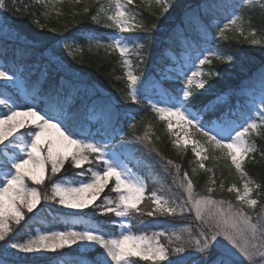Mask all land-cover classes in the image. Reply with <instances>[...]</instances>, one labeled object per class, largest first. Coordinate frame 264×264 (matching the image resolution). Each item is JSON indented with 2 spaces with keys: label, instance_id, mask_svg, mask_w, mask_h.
<instances>
[{
  "label": "trees",
  "instance_id": "1",
  "mask_svg": "<svg viewBox=\"0 0 264 264\" xmlns=\"http://www.w3.org/2000/svg\"><path fill=\"white\" fill-rule=\"evenodd\" d=\"M166 2L167 5L153 7L139 4L132 6L134 13H139L135 23L144 27L132 34L123 33L130 48L128 54L131 63L126 67L116 50L104 46L110 41L114 30L98 15V0H91L84 7L82 2L61 0L58 5L62 11L58 14L48 13L44 1L3 0V8L0 9V25H3L0 30V64L16 72L23 90L0 85V92L11 97L21 107L27 103L24 98H30L37 103L39 109L44 106L46 97L55 95L53 87L61 78L67 81L81 77L95 86L97 95L86 97L81 92L75 97L71 111L76 114V125L83 129L85 136L91 133L92 136L110 140L114 147L122 148V156L146 177L149 198L152 192H158L173 206L176 202L184 204L188 198L187 180H190L193 184V196L211 195L217 201L238 206L236 192L228 189L232 185L242 186L247 179L257 185V205L252 210L257 215L264 205V124L256 134L253 133L250 142L255 150L246 155L241 170L224 159L219 160L210 170L196 165L191 149L181 151L174 145L166 121L159 117L146 97L157 94L177 96L179 80L172 75L164 78L161 76L168 65H182L184 56L192 63H199L197 56L201 52H216L221 56L231 54L234 59H214L206 65L216 69L219 76L213 81V88L210 90L191 88L195 95L190 104L197 110L201 111L204 104L222 93L227 94L232 108L240 101L238 89L264 92V0ZM164 7H168L166 12ZM85 8L88 9L87 12L84 11ZM234 13H239L244 28L252 31V36L258 43L253 44L245 38L226 37L218 32L216 21L224 22ZM144 29L151 30L150 38L145 39ZM60 40H65V45L57 43ZM145 53L146 58L141 62L140 57ZM51 57L59 59L65 71H54L49 65ZM45 68L48 69L46 76L43 75ZM126 70L138 77L136 88L141 97L139 103H132L130 100ZM101 98L112 100L118 105L120 112L119 121H114V127L119 131L112 133V129H108L110 135H105L107 126L103 118L90 108L93 99ZM240 102V109L237 108L236 113L241 111L244 120L251 111ZM224 111L225 108H218L215 115ZM212 115L207 113L206 117L210 118ZM130 124L135 126L130 127ZM80 172L88 171L65 162L60 173L53 176L48 170L45 181L37 186L42 193L51 195L53 183L64 182ZM185 173L187 180L183 179ZM111 185L110 181L98 200L108 194ZM208 188L213 189L211 194L208 193ZM96 210L88 208L84 212L73 213L51 200H42L33 213L25 210L23 228L12 225L13 239L23 241L38 229L50 231L54 228L71 227L78 230L95 227L109 237L115 235L118 226L111 223L115 216L110 213L101 215ZM149 212L146 207L145 211L131 214L133 230L137 233L162 232L161 241L169 249L178 246L169 244L173 231L177 230L178 235L185 239L190 236L195 238L199 231L200 220L186 209L183 212L177 210L171 215H148ZM96 253L93 250H65L47 256L18 259L0 254V261L3 264H97L99 259ZM175 255L177 254L169 251L170 259Z\"/></svg>",
  "mask_w": 264,
  "mask_h": 264
},
{
  "label": "snow or ice",
  "instance_id": "2",
  "mask_svg": "<svg viewBox=\"0 0 264 264\" xmlns=\"http://www.w3.org/2000/svg\"><path fill=\"white\" fill-rule=\"evenodd\" d=\"M131 3L132 0H124L123 3L121 0H116L114 13L107 17L112 23L107 26L127 34L143 29L142 24L134 23L139 13L125 8V4ZM2 8L3 0H0V9ZM167 10L168 7H164V11ZM84 11L87 12L88 9L85 8ZM93 19L95 20L96 17ZM236 23L237 17L232 15L229 23L219 29L220 33L222 34L229 24L236 25ZM2 27L3 25H0V30ZM144 31L145 39L150 38L151 30L144 29ZM252 43H258V41L253 40ZM112 46L119 50L121 56L130 52L122 40H117L114 45H110ZM211 54L221 60L234 59L231 54L225 56ZM146 55L145 53L140 57L141 62ZM207 59V56L201 59L200 65H203ZM130 63L129 60H124L126 67H129ZM49 65L56 72L65 71L62 62L54 57L49 58ZM47 71L48 69L45 68L43 75L46 76ZM200 75L199 72L186 75L182 85V97L170 98L171 106L157 108V111L168 120L169 128L173 127L172 118H176L178 123L195 126L209 142H214L216 147L226 148L231 163L237 170H241L245 156L255 150L254 147L246 145L244 136L249 131V127L254 129L256 125L255 123L250 126L240 125L241 130L237 131L233 119L230 118L232 115L230 112L215 115L217 105L224 94H220L202 106V112L213 114L208 121H204L201 111L190 106L191 99L195 95L191 92V86L194 79ZM0 79L14 82L17 74L0 64ZM127 81L131 102H141L136 88L138 77L132 71H128ZM196 86L203 89L205 81L198 80ZM53 91L55 95L46 97L44 106L39 110L34 102L30 105L25 103L23 107L27 110L20 111L18 109L21 105L11 97L0 99V105L9 104L12 101L7 110L0 108V244L5 250L39 254L55 252L58 249L79 244L99 247L103 250L101 255L104 259L97 264H140V261L151 262V264H162V262L163 264H240L237 259L238 254L247 264H264V217L257 218L253 223L243 207L228 204L225 208L224 201H217L211 195L194 198L193 184L187 180V173L183 178L187 180L188 191V198L184 204L190 203L195 209V215L200 220L199 231L195 238L190 236L187 239L173 233V236L169 237V244H178V246L171 249L157 239L162 233H155L152 237H148L124 231L117 237H109L95 227H86L82 231L71 228L66 231H44L23 242L14 240L12 225L23 228L25 210L33 213L42 200L56 201L67 209L82 211L96 208L101 215L115 213L117 217H124L133 210L139 211L138 205L144 198V184L131 175L118 154L110 153L107 143H101L91 133L85 136L83 129L76 125V114L71 111L72 103L81 92L86 97L96 96L95 86L81 77H74L67 81L61 78L59 83L54 85ZM90 108L98 112L105 121L107 126L105 135H110L108 129H112V133L119 131L114 127V121H119L120 112L118 105L112 100L93 99ZM258 110H264V97H261ZM132 119L134 120V117ZM21 130L24 131L21 132ZM144 139L147 140V137ZM179 142V140L176 141L177 144ZM192 150L197 157H201L204 151L198 144ZM90 155H95L102 167L97 170L89 169V177L76 185L53 183L51 195H48L46 192L39 191L37 187H29L27 184V181H31L34 185H41L45 181L49 167L51 175L55 176L64 168L65 162L75 168H82L86 162H89ZM203 166V164L200 165V167ZM80 174L83 175V173ZM113 178L114 191L118 194V199L113 201L105 197L103 204H96L105 186ZM250 183L252 182H245L243 194L237 191L236 199L242 205H257V200L248 198L252 191L249 187ZM234 188L235 186L228 191L231 192ZM207 191L211 194L213 189L208 188ZM150 198L157 205L156 212L171 215L177 212V208L181 212L184 211V204L173 206L156 193H152ZM148 215H154V212H149ZM258 240L260 243H257ZM169 251L177 255L170 259ZM0 264L3 262L0 261Z\"/></svg>",
  "mask_w": 264,
  "mask_h": 264
},
{
  "label": "rangeland",
  "instance_id": "3",
  "mask_svg": "<svg viewBox=\"0 0 264 264\" xmlns=\"http://www.w3.org/2000/svg\"><path fill=\"white\" fill-rule=\"evenodd\" d=\"M38 1H44L46 3L45 9L48 13L58 14L62 11L61 7L58 5V3H60L61 0H38ZM90 1L91 0H74V2H82L83 7L87 6L88 2H90ZM98 1L100 2L99 6H98V15L100 16V18L102 16L103 22L106 25L111 24L112 22L109 21L107 19V17L114 13L116 0H98ZM246 1L254 2L257 0H246ZM121 2L123 3L124 0H121ZM138 4L142 5L144 7H147V6L153 7V5H156V6L157 5H167V2H166V0H132V3L130 5L125 4V8L131 9L134 12L132 6L138 5ZM233 15H235L237 17L236 25L229 24V27L224 30L222 35H224L226 37L245 38L251 42L253 40H256L252 36V31L244 28L243 21L239 17V13H234ZM229 18H230V16L227 17L226 21H224V22L216 21L217 30L219 33H220L219 29L221 27H223L224 24L229 23ZM134 23H135V21H134ZM112 28H113L114 32L111 35L110 41L106 42L104 44V46L106 48H109L112 50L114 49L120 54V52L117 48H115L114 46L110 47V45H114L117 40H122L123 43L128 46V41L124 37L123 33H120L114 27H112ZM57 43H59L61 45H65L66 42H65V40H60ZM71 45H74V44H71ZM72 47H76V46H72ZM77 47H80V46H77ZM128 48H129V46H128ZM129 50H130V48H129ZM211 53H216V52H201L198 54V56H197L198 62L201 59H204L205 56L208 57V59L205 61V63L203 65H200V63H197V64L192 63L184 56V57H182V60H184L182 67L180 65H178V66L168 65L166 67V71H165V73H163L161 78L169 77L170 75H172V76H175L176 79L179 80V82H180V85L177 86L178 96L172 97V99L177 98V97H182V85L184 83V80L186 79V75H191L193 72H199V73H201V75L194 79V82H193V85L191 86V88L197 87L196 86L197 81L200 79L205 81V87L204 88H207L209 90L213 88V81L216 80V78L219 76V73L217 72L216 69H211L210 67H206V65L210 64L212 60L218 59L216 57V55H212ZM129 57H130L129 54H125L124 56H121L122 62L124 63V60H129ZM127 72H128V70H126L125 73L127 74ZM0 85L6 86V87L8 86L9 88H11L13 90H23L22 83L18 79H16L14 82L3 81L2 79H0ZM22 93L24 94V92H22ZM22 93H21V95H23ZM222 94H224V95L221 97V100H220L219 104L217 105V109L218 108L219 109L225 108L224 112H230L232 114L230 118L233 119L237 131L241 130L240 125L250 126L251 124L255 123L256 127L254 129L249 127V131L244 136V141H245L246 145L251 146L250 139L252 138L253 133L256 134L257 131H259L261 126L264 124V114H262V111H264V110H258V109H260V100H261V97H264V92H261V91L256 92L255 90H247V89H243V90L238 89L237 90V95L240 98V101H242L245 105H247L251 111L249 113V115L247 116V118L244 120H242L241 111L236 113V111L238 110L237 108L240 109L241 102L238 101L237 105H235L234 107L231 108L227 94L226 93H222ZM6 97H9V96L3 95L0 92V99L6 98ZM24 100L29 105L32 104L33 102L35 103L34 100L27 98V97H25ZM146 100L151 104L152 108L158 113L159 117L166 121L168 131L170 132L171 137L173 139V143L179 150H181V151H185L187 149L192 150L193 147L197 146V144H198L199 148L204 149V151L201 153V157L203 159L201 157H197L195 155V153L193 152L195 155V162H196L197 166L200 167V165L203 164L204 165L203 168L205 167V168H209L210 170H212L214 168V165L219 160L224 159V160H228L231 162V158L227 155L228 150L226 148H218L215 146L214 142H209L208 139L206 137H204L203 134L200 131H198L195 126L178 123L176 118H172L173 127L172 128L168 127V120L163 118V115L157 111V108L171 106V100L169 97H166L163 95H152V96H147ZM11 103H12V101H10L9 104H6V105H0V108L7 110L11 106ZM35 104L37 105V103H35ZM153 105H155V107H153ZM190 106L192 108H194L191 104H190ZM194 109L197 110L196 108H194ZM18 110L26 111L27 109H26V107H20ZM37 110H39V109H37ZM197 111H199V110H197ZM207 113L208 112H201V116H202V119L204 121H208L210 119V118L206 117ZM23 131L24 130H21V132H23ZM95 138L97 140H100L101 143H107L109 152L110 153L116 152L118 154L121 162L130 170L131 175L133 177H136L138 180H140L145 186L144 198L141 201V203L138 205V208L140 209L139 211L133 210L124 217H117L115 215V213H110V214L115 216V219L111 220V223L118 226L117 233L115 235L110 236V237H117L121 233H123L124 231H130V232H133L134 234H137V235L143 234V235H146L148 237H152L153 234H155V233H162V232H156V231L137 233L133 230V228L131 226V214L133 212H142V211L146 210V207H148L150 212H154V214L160 213V212L155 211V209L157 207V205L155 204V201L148 197V194H147L148 184H147L146 177L139 170L132 167L127 162V160L122 156V153H121L122 148L119 149V147H114L113 146L114 144H112L111 141H108L107 139H101L98 136H95ZM177 140L180 141L179 144L176 143ZM120 147H123V146H120ZM209 160H210V162H209ZM88 161L90 163L86 162L82 167L87 171L89 169L97 170V169L102 167L101 162L96 160L95 155H90L88 157ZM243 161H242V165H243ZM86 164H89V165H86ZM49 170H50V167H49ZM80 173H83V175H81ZM80 173H78V175H76V177L66 179L64 182H59V183H62L66 186H73V185L78 184L81 180H86L90 175L89 171L88 172H80ZM110 181H111L112 185L109 188V192H108V194L105 195V197L115 201L118 199V194L114 191L115 180L113 178ZM247 181H251V180L246 179L243 181L244 183H242V186L232 185L231 188H233V186H235L234 191L236 192V194H237V191H239L240 194H243L244 184ZM251 182L252 183L249 184V187L252 189V191L250 192L248 198L257 200V197L255 195V189L257 188V185L255 183H253V181H251ZM27 184L29 187H37L39 190V187L37 185H34L31 181H27ZM152 193H156L157 196H160L164 200H166L165 197L163 195L159 194L158 192H152ZM152 193L149 195L150 197H151ZM187 196H188V191H187ZM105 197L103 199H100V200L97 199L96 204H103ZM194 198L199 199L201 197H195L194 196ZM166 201H168V200H166ZM52 203L57 204L59 207L65 209L67 211L73 212V213H80V212H84L86 210V209H84L82 211H77V210L67 209V208H64L63 206L59 205V203L56 201H52ZM169 204H170V202H169ZM175 204L180 205L178 202H176ZM228 204L229 203L224 202L223 207L226 208L228 206ZM234 207H243V210L250 216L253 223L256 222L258 216L264 217V205L261 207V209H260L259 213H257V215L252 213V210L255 207V205L254 206H249L247 204L242 205L239 202L238 206H234ZM184 209L192 212L193 215L196 216L195 215V209L192 208L190 203H188V205L184 204ZM246 209H248L249 211H246ZM177 210H180V209L177 208ZM96 211H98V210H96ZM69 229L70 228H67V229L54 228L50 231H66ZM71 229H74L77 231H82V230H78V229L72 228V227H71ZM83 230H85V229H83ZM40 232H44V231H41L38 229L34 234H32L28 238H31L32 236L37 235ZM173 233L178 235L177 230L173 231ZM157 239L159 240V242L161 244H163L160 236L157 237ZM19 242H23V241H19ZM257 243H260V241L258 240ZM65 250H78V251H82V252L93 250V251L97 252L96 254H97L99 261L104 259V257L101 255L103 250L100 249L99 247H87V246L78 244V245H72L71 247H65L62 249H58L57 251H65ZM52 253H54V252H43V253H39V254H37V253H18L15 250H10V249L5 250L3 245L0 244V254H4V256L14 257L17 259L19 257L47 256V255H50ZM237 259L239 261H241L242 264H247V262L242 257L239 256V254L237 256ZM140 262H141V264H147V262H145V261H140Z\"/></svg>",
  "mask_w": 264,
  "mask_h": 264
}]
</instances>
